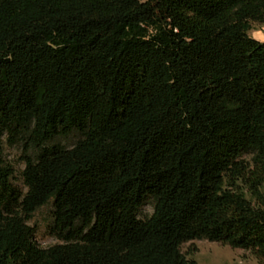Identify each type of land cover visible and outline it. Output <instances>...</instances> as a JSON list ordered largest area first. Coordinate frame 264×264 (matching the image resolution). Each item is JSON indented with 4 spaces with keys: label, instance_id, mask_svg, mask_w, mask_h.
<instances>
[{
    "label": "trees",
    "instance_id": "1",
    "mask_svg": "<svg viewBox=\"0 0 264 264\" xmlns=\"http://www.w3.org/2000/svg\"><path fill=\"white\" fill-rule=\"evenodd\" d=\"M252 23L264 0H0V264H197L194 239L264 260ZM51 202L43 248L29 221Z\"/></svg>",
    "mask_w": 264,
    "mask_h": 264
},
{
    "label": "rangeland",
    "instance_id": "2",
    "mask_svg": "<svg viewBox=\"0 0 264 264\" xmlns=\"http://www.w3.org/2000/svg\"><path fill=\"white\" fill-rule=\"evenodd\" d=\"M250 35L256 39L264 41V25L252 23ZM77 136L72 135L59 139L58 142L66 146H72ZM25 151L21 143L10 145L7 138H4L3 157L14 168L13 183L24 193L27 187L24 184L23 170L26 166ZM243 159L250 160L251 155H244ZM154 211V200L148 199L141 207L139 217L145 219L152 215ZM53 203H49L35 212L29 224L37 230L35 234L36 242L43 248L50 247L62 241L51 235L50 225L53 219ZM182 253L190 260H195L197 264H264V260L254 254L253 251L235 248L220 241L208 239H194L187 241L181 246Z\"/></svg>",
    "mask_w": 264,
    "mask_h": 264
},
{
    "label": "crops",
    "instance_id": "3",
    "mask_svg": "<svg viewBox=\"0 0 264 264\" xmlns=\"http://www.w3.org/2000/svg\"><path fill=\"white\" fill-rule=\"evenodd\" d=\"M258 40H261V41H262V39H261V38H259Z\"/></svg>",
    "mask_w": 264,
    "mask_h": 264
}]
</instances>
